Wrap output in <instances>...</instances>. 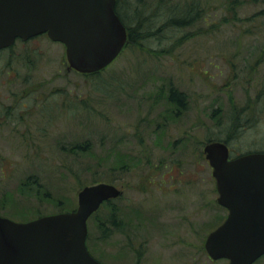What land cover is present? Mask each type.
Here are the masks:
<instances>
[{
	"label": "rangeland",
	"instance_id": "obj_1",
	"mask_svg": "<svg viewBox=\"0 0 264 264\" xmlns=\"http://www.w3.org/2000/svg\"><path fill=\"white\" fill-rule=\"evenodd\" d=\"M117 2L125 18L152 14L141 30L155 33L124 48L101 78L68 68L64 44L45 34L0 54V215L69 211L84 185L107 182L123 193L87 220L97 259L227 264L204 249L227 211L203 146L229 138L232 156L264 151V0ZM184 4H195L194 23L163 27Z\"/></svg>",
	"mask_w": 264,
	"mask_h": 264
},
{
	"label": "water",
	"instance_id": "obj_2",
	"mask_svg": "<svg viewBox=\"0 0 264 264\" xmlns=\"http://www.w3.org/2000/svg\"><path fill=\"white\" fill-rule=\"evenodd\" d=\"M116 0H0V49L17 38L45 33L65 47L67 66L87 74L108 66L127 42L115 12ZM203 152L215 178L225 219L205 239L213 259L252 264L264 254V151L230 157L224 140H210ZM122 191L98 182L77 193V207L15 221L0 215V264H103L86 246L87 220Z\"/></svg>",
	"mask_w": 264,
	"mask_h": 264
},
{
	"label": "trees",
	"instance_id": "obj_3",
	"mask_svg": "<svg viewBox=\"0 0 264 264\" xmlns=\"http://www.w3.org/2000/svg\"><path fill=\"white\" fill-rule=\"evenodd\" d=\"M182 7H184V9H183V12H182L181 15L174 16V17H171V16L169 17L168 16L167 19H165V21L161 25H163V27H169V28H185L186 26L192 25L194 23V21L197 19V14H198V12L194 13L195 4H192L191 6L184 4ZM175 9H177V8H175ZM115 10L118 13V15L120 16L122 22L125 24L126 28H127L128 37H127V43H126L124 48H126L129 44H133V45L141 44V41L144 38H148V37L152 36L155 33V30L150 29L148 26H147V29L145 31L141 30L142 29V25H143V27H145V25L153 23L152 22V18H151L152 14H150V15H148V14L147 15L140 14V15H137V16L130 15L128 18L127 17L125 18L123 16L124 13H122L119 10V8H118V2L117 1H116ZM135 12H137V10ZM127 19L128 20L129 19L130 20H135V24L134 25H129L127 23ZM187 36H188L187 33L182 34L180 36V38L178 39V41H182V40L186 39ZM18 40L21 43H25V42L28 41V40L23 41V40H20V39H18ZM15 42L11 46H9L7 48L0 49V54H3V55L5 54L7 56H11L10 54L14 50ZM9 60H10V57H8L6 63H4V68H6V70L8 68L11 70V61H9ZM104 69H102L101 71H97V72H93V73H89V74H83V75L92 76V77H95V78L98 79L99 77L101 78L102 72L104 71ZM171 99H174V100L177 101V103L181 104L182 103V99H183V95L175 92V93H173L171 95ZM237 125L238 124L236 122H233V127H236ZM228 139L229 138L211 139V140H224V141L227 142ZM78 145H80V144H78ZM75 147H78V146L75 144ZM110 201H108V203H110ZM115 219H116L115 212H112L108 216V221H110V223L113 226H116ZM106 233L107 232H105V234Z\"/></svg>",
	"mask_w": 264,
	"mask_h": 264
},
{
	"label": "flooded vegetation",
	"instance_id": "obj_4",
	"mask_svg": "<svg viewBox=\"0 0 264 264\" xmlns=\"http://www.w3.org/2000/svg\"><path fill=\"white\" fill-rule=\"evenodd\" d=\"M121 190H122V188H121ZM122 193H123V190H122ZM204 243H205V241H204ZM204 249H205V247H204ZM205 251H206V250H205ZM206 255H207L208 259H209L212 263H213V262H217L218 260H222V261H226V263L228 264V260L225 259V258L213 259V258H211V257L209 256V254H208L207 252H206ZM260 257H264V254L261 255ZM260 257H259V258H260ZM256 260H258V258H257ZM256 260H255V261H256ZM255 261H254V262H255ZM254 262H253V263H254ZM253 263H252V264H253Z\"/></svg>",
	"mask_w": 264,
	"mask_h": 264
},
{
	"label": "bare ground",
	"instance_id": "obj_5",
	"mask_svg": "<svg viewBox=\"0 0 264 264\" xmlns=\"http://www.w3.org/2000/svg\"><path fill=\"white\" fill-rule=\"evenodd\" d=\"M140 14H143V12H141V10H137V12H135V14H133V15L137 16V15H140Z\"/></svg>",
	"mask_w": 264,
	"mask_h": 264
}]
</instances>
